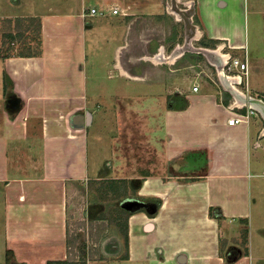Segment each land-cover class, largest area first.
I'll use <instances>...</instances> for the list:
<instances>
[{
  "label": "crops",
  "instance_id": "obj_1",
  "mask_svg": "<svg viewBox=\"0 0 264 264\" xmlns=\"http://www.w3.org/2000/svg\"><path fill=\"white\" fill-rule=\"evenodd\" d=\"M185 1L196 9L197 40L215 44L210 52L248 49L249 0ZM169 3L0 0V19L40 20L42 48L37 57H0L5 264L64 260L68 229L77 239L68 210L79 201V231L89 220L106 225L102 259L90 264H264V106L252 105L259 117L247 124H227L229 109L264 87L249 86L248 57L247 94L220 80L229 109L207 79L196 91L173 89L170 69L187 61L190 45L167 52ZM91 8L103 14L84 17ZM109 187L135 192L113 198L123 214L116 220L92 205L101 192L112 198ZM89 241L79 255L96 246Z\"/></svg>",
  "mask_w": 264,
  "mask_h": 264
},
{
  "label": "rangeland",
  "instance_id": "obj_2",
  "mask_svg": "<svg viewBox=\"0 0 264 264\" xmlns=\"http://www.w3.org/2000/svg\"><path fill=\"white\" fill-rule=\"evenodd\" d=\"M170 2V7L167 8L168 13L165 11L163 17L165 18L168 26L170 27L168 39H173L174 43H167L166 50L170 53L173 49L175 42H186L190 45V54L187 58V61L184 63H180L175 65L172 69L174 72V84L173 89L176 91H182L189 87L196 81L206 80L205 73H201V69L206 70L207 68H212L211 65L217 66V62L215 61L218 57L215 56L214 51L210 52L208 49L215 48L214 43H209L206 36H199L196 31L199 29L200 24L198 23L197 16H196V9L194 4L185 0H164V6L166 7L165 3ZM249 35H248V49L234 51L233 53L230 50H226L225 52H230L231 54L235 55H243L246 58L249 57L252 64L251 69V76L249 77V86L253 87L261 86L264 87V0H249ZM177 30V34L175 32ZM196 39V40H195ZM203 48L207 50H203ZM220 59V58H219ZM221 61V59H220ZM219 61V63H220ZM200 64L201 67H194L193 65ZM216 63V64H215ZM191 64V65H189ZM215 64V65H214ZM263 86V87H262ZM257 96H262L264 100V92H258ZM260 109V108H259ZM262 111V109H260ZM264 115V114H263ZM101 189V188H100ZM102 191V189H101ZM110 196H106L104 192L99 193L96 202L104 209V213L98 212L96 210L95 215L98 216L102 213L104 216H107L109 219H118L122 217V212L116 209L114 205V200ZM132 200V199H131ZM91 202L90 200L88 203ZM84 202L82 203L79 201L78 203L73 202L72 206H70L68 210V221L71 224L70 230L71 232L74 230L75 226L74 221H79L81 223H86L85 216L83 215V208ZM135 205L134 203H130L128 206ZM78 222V223H79ZM80 226V225H79ZM82 227V226H80ZM122 228V226H121ZM118 226H112L111 232L117 231ZM76 246L77 249L84 250L85 252L88 250L87 247L91 245L89 238L87 236V230L79 231L77 229L76 233ZM107 240L104 242L108 248L113 249L114 245V237L112 235H107ZM79 256V254H78ZM81 258L87 260V255H81ZM80 259V257H78ZM5 255L1 252L0 255V263H4ZM83 260V259H80ZM95 261V260H94ZM94 261H86L87 264H90ZM96 261H101V259H97Z\"/></svg>",
  "mask_w": 264,
  "mask_h": 264
},
{
  "label": "trees",
  "instance_id": "obj_3",
  "mask_svg": "<svg viewBox=\"0 0 264 264\" xmlns=\"http://www.w3.org/2000/svg\"><path fill=\"white\" fill-rule=\"evenodd\" d=\"M42 54L41 48V22L38 18H15V19H0V57L7 58L15 55L37 57ZM112 193V199L117 196H125L128 194L134 195L135 192L125 189L114 193V187L108 188ZM118 194V195H117ZM159 204V202L157 203ZM214 216V214H211ZM216 219L220 220L222 216H215ZM128 214L125 216V223H127ZM85 223H77V227L73 230L75 234L80 226ZM105 224L93 226V221L87 222V233L89 239L95 243V247H91L88 251L87 260L93 261L102 259L99 250V239L101 234L105 231ZM124 243L127 248V230L125 229L123 235ZM67 255L64 260H49L46 264H87V260L78 256L76 241L73 242V236H71L69 229L67 233ZM80 257V260L78 259Z\"/></svg>",
  "mask_w": 264,
  "mask_h": 264
},
{
  "label": "built area",
  "instance_id": "obj_4",
  "mask_svg": "<svg viewBox=\"0 0 264 264\" xmlns=\"http://www.w3.org/2000/svg\"><path fill=\"white\" fill-rule=\"evenodd\" d=\"M114 14L121 11L116 7L111 11ZM103 13L98 12L96 9L91 8L88 13L83 14L84 17L90 16H99ZM229 47H222L221 51L223 52L222 57H226L225 61L221 60L217 66L211 65L212 68H207L206 70L201 69V73H205L207 80L210 83H213L217 86L218 89V97L220 103L225 105L226 108L229 109L230 103H225V99L223 97V91L220 89V80L224 79L228 88L235 92L237 95L247 94V80L249 76V66L246 59V56L243 55H235L230 52H225ZM218 50V47H216ZM216 64V63H215ZM214 64V65H215ZM194 67H201L200 64L193 65ZM223 73H222V72ZM199 84L198 82H194L192 84V91L198 90ZM228 89V90H229ZM227 90V89H226ZM230 91V90H229ZM246 104H235L232 109H229L231 116L227 119L228 125H235L238 123H248L252 117H259L258 111L252 104L249 102L251 99H257L264 103L262 96H247ZM248 102V104H247Z\"/></svg>",
  "mask_w": 264,
  "mask_h": 264
},
{
  "label": "bare ground",
  "instance_id": "obj_5",
  "mask_svg": "<svg viewBox=\"0 0 264 264\" xmlns=\"http://www.w3.org/2000/svg\"><path fill=\"white\" fill-rule=\"evenodd\" d=\"M221 47H224V45H221V46H219L218 47V50L217 51H214V53L221 59V60H224L225 61V59H226V57H222V54H223V52L221 51ZM161 55V54H160ZM154 56V55H153ZM150 58V57H149ZM163 59H166V56L164 55L163 57H160V61L161 62H163ZM166 62V61H165ZM173 62V61H172ZM169 63V62H168ZM222 72V71H221ZM223 73V72H222ZM127 76H129L128 74H127ZM132 79H134V77L132 78Z\"/></svg>",
  "mask_w": 264,
  "mask_h": 264
},
{
  "label": "water",
  "instance_id": "obj_6",
  "mask_svg": "<svg viewBox=\"0 0 264 264\" xmlns=\"http://www.w3.org/2000/svg\"><path fill=\"white\" fill-rule=\"evenodd\" d=\"M249 102H250L252 105H256V106L261 105V106H264V103L261 102L260 100H257V99H251V100H249Z\"/></svg>",
  "mask_w": 264,
  "mask_h": 264
}]
</instances>
